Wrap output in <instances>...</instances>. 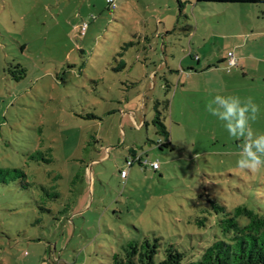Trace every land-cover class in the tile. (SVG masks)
Wrapping results in <instances>:
<instances>
[{"label":"rangeland","instance_id":"374dc122","mask_svg":"<svg viewBox=\"0 0 264 264\" xmlns=\"http://www.w3.org/2000/svg\"><path fill=\"white\" fill-rule=\"evenodd\" d=\"M182 1L0 0V264H111L144 239L187 261L217 205L264 215V170L206 111L251 97L264 133V4Z\"/></svg>","mask_w":264,"mask_h":264},{"label":"trees","instance_id":"16d2710c","mask_svg":"<svg viewBox=\"0 0 264 264\" xmlns=\"http://www.w3.org/2000/svg\"><path fill=\"white\" fill-rule=\"evenodd\" d=\"M198 3H243L264 4V0H196ZM179 10L184 5L177 0ZM21 72L24 69L21 67ZM18 78V77H16ZM151 124L157 135L164 138L156 145L159 148L170 146L169 132L160 118L157 105ZM168 101H164L167 109ZM133 154L132 156H134ZM221 216L217 220L216 238L203 247L196 259L184 261L183 254L171 245L159 249L157 240L144 239L140 244L130 242L122 252L113 254L111 264H264V215L246 207H237L228 211L223 205H217ZM244 218L245 222L242 221ZM162 257L156 260L159 253Z\"/></svg>","mask_w":264,"mask_h":264},{"label":"clouds","instance_id":"9594fccd","mask_svg":"<svg viewBox=\"0 0 264 264\" xmlns=\"http://www.w3.org/2000/svg\"><path fill=\"white\" fill-rule=\"evenodd\" d=\"M206 111L222 122L230 137L242 141L236 167L250 173L264 170V133L251 126L259 117V105L251 97L217 94L206 104Z\"/></svg>","mask_w":264,"mask_h":264},{"label":"built area","instance_id":"2783aa9c","mask_svg":"<svg viewBox=\"0 0 264 264\" xmlns=\"http://www.w3.org/2000/svg\"><path fill=\"white\" fill-rule=\"evenodd\" d=\"M108 2H111V0H107ZM86 27L85 24L81 25V30L83 31L84 28ZM229 64L230 65H233L234 64V61L232 58L229 59ZM135 161L139 162V163H142V164H146V165H149L152 169H157L158 168V161H153V162H150L148 163L146 159H142L141 156H137V155H134L130 158H128L126 160V163L128 166H131ZM121 176H125V172L124 171H121Z\"/></svg>","mask_w":264,"mask_h":264},{"label":"crops","instance_id":"0c3cea01","mask_svg":"<svg viewBox=\"0 0 264 264\" xmlns=\"http://www.w3.org/2000/svg\"><path fill=\"white\" fill-rule=\"evenodd\" d=\"M230 58H232V57H229L228 60H229ZM224 60H225V59L223 58V61H224Z\"/></svg>","mask_w":264,"mask_h":264}]
</instances>
